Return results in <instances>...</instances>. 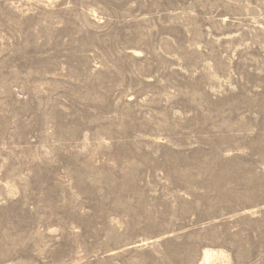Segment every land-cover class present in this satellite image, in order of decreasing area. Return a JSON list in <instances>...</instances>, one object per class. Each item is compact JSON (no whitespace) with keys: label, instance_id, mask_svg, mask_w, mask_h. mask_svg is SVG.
Listing matches in <instances>:
<instances>
[{"label":"rangeland","instance_id":"1","mask_svg":"<svg viewBox=\"0 0 264 264\" xmlns=\"http://www.w3.org/2000/svg\"><path fill=\"white\" fill-rule=\"evenodd\" d=\"M206 250L264 264V0H0V264Z\"/></svg>","mask_w":264,"mask_h":264},{"label":"bare ground","instance_id":"2","mask_svg":"<svg viewBox=\"0 0 264 264\" xmlns=\"http://www.w3.org/2000/svg\"><path fill=\"white\" fill-rule=\"evenodd\" d=\"M217 254L218 253H215L212 250H206L203 261L201 262V264H208L211 261V259H213V257H216Z\"/></svg>","mask_w":264,"mask_h":264}]
</instances>
